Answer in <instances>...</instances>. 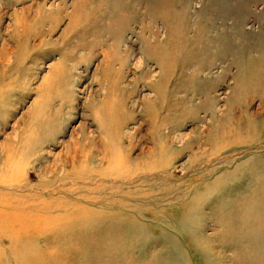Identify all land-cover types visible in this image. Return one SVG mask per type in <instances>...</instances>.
Here are the masks:
<instances>
[{
    "label": "rangeland",
    "instance_id": "374dc122",
    "mask_svg": "<svg viewBox=\"0 0 264 264\" xmlns=\"http://www.w3.org/2000/svg\"><path fill=\"white\" fill-rule=\"evenodd\" d=\"M0 264H264V0H0Z\"/></svg>",
    "mask_w": 264,
    "mask_h": 264
},
{
    "label": "bare ground",
    "instance_id": "6f19581e",
    "mask_svg": "<svg viewBox=\"0 0 264 264\" xmlns=\"http://www.w3.org/2000/svg\"><path fill=\"white\" fill-rule=\"evenodd\" d=\"M17 22V21H16ZM18 26L20 25H22L23 24V20H18V22L16 23ZM249 94V93H248ZM247 96V95H246ZM250 96H251V94H250ZM247 98V97H246ZM245 99V98H244ZM251 100V99H250ZM249 103V98L248 99H245L244 101H243V104H248ZM28 213V212H27ZM29 214V213H28ZM24 217V216H23ZM26 222H28V221H26Z\"/></svg>",
    "mask_w": 264,
    "mask_h": 264
}]
</instances>
